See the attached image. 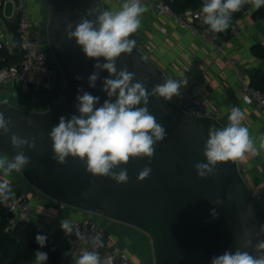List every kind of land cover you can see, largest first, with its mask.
Wrapping results in <instances>:
<instances>
[{"label":"water","instance_id":"95a60500","mask_svg":"<svg viewBox=\"0 0 264 264\" xmlns=\"http://www.w3.org/2000/svg\"><path fill=\"white\" fill-rule=\"evenodd\" d=\"M92 7L106 10L107 5L104 0H47L43 44L55 59L60 73L56 84H61L60 93L49 96L53 104L42 109L25 108L16 101L0 98V111L13 121L8 136L0 134V156L11 158L16 154L9 140L12 133L36 137L34 150L23 149L31 163L22 172L11 175L12 187L33 190L47 206L65 205L145 233L151 239V264H211L214 256L236 250L243 241L242 232L247 233L254 248L264 235V207L241 174L239 161L218 165V175L203 180L194 170L195 163L206 162L203 149L209 127L226 126L216 118L195 116L184 112L173 100L150 97L149 111L165 128L167 136L156 145L149 165L151 176L143 182H137L136 177L148 164L146 158L130 160L123 166L130 178L126 184L92 177L78 159L69 157L64 165L52 159L48 133L61 116L79 114L75 107L77 89L82 87L99 96L97 107L108 99L102 91V81L109 73L101 71L96 87H89L88 76L96 61L86 58L75 40L69 41L65 33L69 22H78ZM116 66L118 71L127 67L136 74L137 81L147 79L149 92L154 85L170 78L137 44L130 55L122 54L117 59ZM77 75L83 79H75ZM28 121L32 122L31 127ZM83 192L88 193L86 198L81 195ZM229 195L232 200L227 199ZM217 198L224 201L222 206L211 203ZM213 208L218 213L216 218L211 215ZM253 248L247 249L250 254Z\"/></svg>","mask_w":264,"mask_h":264},{"label":"clouds","instance_id":"9594fccd","mask_svg":"<svg viewBox=\"0 0 264 264\" xmlns=\"http://www.w3.org/2000/svg\"><path fill=\"white\" fill-rule=\"evenodd\" d=\"M245 5L259 10L264 7V0H204L201 5L203 23L215 33L225 32L231 25L233 14L240 12ZM147 11L141 0H123L119 9L98 10L92 7L78 22L66 25L67 39H74L86 58L96 61L94 71L88 76L89 87H96L101 71L109 73V77L102 81V91L108 99L97 107L99 96L84 91L82 87L77 89L75 107L79 114H73L70 118L61 116L59 123L48 133L52 141V159L56 163L64 165L69 157L75 158L92 177L109 178L116 184H126L130 178L127 168L123 166L128 165L130 160L146 158L148 164L139 171L136 179L137 182H143L151 176L152 168L149 165L154 158L156 145L166 138L167 132L149 111V99L156 97L172 101L174 97L180 96L181 88L188 81L184 76L179 79L168 78L164 83L154 85L149 92L147 79L135 80L136 74L127 67L118 71L116 61L122 54L130 55L135 49L136 40L131 37L140 29L141 16ZM101 58L104 62H101ZM75 79L81 80L83 77L77 75ZM243 118V112L233 107L226 126L209 127L203 149L206 162L194 164L199 179L217 176L218 165L244 162L247 153L258 152L249 129L242 123ZM31 124L28 121L29 127ZM12 126V118H6L4 112L0 111V134L8 136ZM9 140L16 154L11 158L0 156V199L4 200L12 195L9 177L22 172L31 163V158L23 149L36 148V137L12 133ZM259 149H264V136L260 137ZM81 195L86 198L88 193L83 192ZM227 199L233 198L229 195ZM211 203L222 206L224 201L217 198ZM211 215L213 218L218 216L215 208L211 210ZM61 228L66 234H72L68 220L61 222ZM241 237L243 241L238 243L234 252L225 251L222 255L214 256L211 264H264V240L258 241L253 248L247 233L242 232ZM35 240L41 248L46 246L45 235L38 234ZM86 244H90V248H85L79 255L70 254L74 264H112L110 258L102 259L98 251L103 247L100 234L87 238ZM249 248H253V254L247 250ZM47 259L46 252L35 251L36 264H45Z\"/></svg>","mask_w":264,"mask_h":264},{"label":"crops","instance_id":"0c3cea01","mask_svg":"<svg viewBox=\"0 0 264 264\" xmlns=\"http://www.w3.org/2000/svg\"><path fill=\"white\" fill-rule=\"evenodd\" d=\"M28 2L30 14L33 17H41L35 10L32 9V13L30 10V7L34 6L36 9L39 5L34 4V0H28ZM3 5L1 4V9ZM144 6L148 8V11L142 14L141 27L131 38L136 40L140 48L147 51V54L166 71L170 78L179 79L184 76L187 79L188 83L181 88L182 91L197 88L202 100L222 113L221 121L225 125L228 124V115L233 107H238L243 112L242 123L249 129L260 153L256 158L246 155L243 162L247 166L246 181L252 190L264 188V149H259L260 137L264 136V115L254 105L242 99L236 70L229 61V58H235L250 80L253 70L264 69V61L252 53V47L255 44H264V18H254L256 10L251 7L238 20L237 33L233 34L229 40L220 38L225 47V52L220 53L191 31L179 27L171 19L158 16L151 6ZM3 17L4 29L0 27V41H3L1 39L9 32L11 39L6 43L11 49L13 34L9 31L6 20L12 19V16L8 17L3 13ZM162 28H166V32H162ZM204 78L206 81H203ZM12 94L21 98L24 105L33 100L36 102L34 107L38 109L43 108V105L39 103L49 98L47 94L36 95L21 85H14L12 89L3 88L0 91V98ZM9 179L12 188L11 198L21 191L12 187L13 177ZM35 197L38 203L31 201L33 209L30 221L41 230L52 233L64 247H70L72 235L62 230L61 222L68 220L72 225V222L80 218L83 213L68 208L62 209L57 205L47 206L42 204L40 198ZM262 205L264 207V199ZM261 240H264V235ZM24 264H36V261Z\"/></svg>","mask_w":264,"mask_h":264},{"label":"built area","instance_id":"2783aa9c","mask_svg":"<svg viewBox=\"0 0 264 264\" xmlns=\"http://www.w3.org/2000/svg\"><path fill=\"white\" fill-rule=\"evenodd\" d=\"M9 1L14 4L15 17L13 20L18 24L17 31L25 57L20 64L6 65V59L1 51L5 46H8V43L0 41V91L9 85H21L36 95L50 94L56 86L58 67L53 56L45 51V45L43 44V29L48 22V14H46V17H33L28 9V0H22V4H19L18 0ZM108 1L104 0L106 5H108ZM112 1L118 6L123 3V0ZM141 3L154 8L158 16L169 18L179 27L191 31L195 36L214 48L216 52H225L224 44L221 42L219 35L203 23L201 8L188 9L180 14L174 11L166 0H141ZM161 31L166 32V28H162ZM235 33H237L236 28L232 31V34ZM143 51L147 54L146 50ZM229 61L236 70L242 99L246 103L254 105L264 115V92L251 84L249 76L239 67L235 58H229ZM203 81H206V79L204 78ZM180 92V96L174 97L173 102L184 112L199 117H213L221 121L222 113L204 102L197 88L186 91L180 90ZM259 154L257 152L256 154L247 153L246 155L256 158ZM239 170L246 177L247 166L245 163L239 162ZM253 191L256 200L262 203L264 188ZM61 208H66V206L61 205ZM0 209H5L7 214L5 230L11 231L18 221L30 220L33 205L30 195L25 191H21L7 200L0 199ZM99 218V216L95 218L82 215L80 218L75 219L71 225L72 243L70 247H64L54 238L52 233H48L50 238H54L56 247L65 258V264H74L70 254L79 255L85 248H90V244H86V240L96 234L103 237V247L98 249L102 259L108 257L111 259L112 264H135L119 247L112 245L108 239L107 230L100 223ZM66 253H69V255H66Z\"/></svg>","mask_w":264,"mask_h":264},{"label":"trees","instance_id":"16d2710c","mask_svg":"<svg viewBox=\"0 0 264 264\" xmlns=\"http://www.w3.org/2000/svg\"><path fill=\"white\" fill-rule=\"evenodd\" d=\"M22 4V0H18ZM177 13H184L188 9H199L204 0H166ZM251 9L250 5L232 16L229 29L217 33L223 40L232 37V31L237 26L238 20ZM254 18H264V7L254 12ZM9 31L13 34L11 49L7 46L1 51L5 57L6 65L20 64L24 60V52L20 45L18 24L15 20H6ZM252 53L264 61V44L257 43L252 47ZM251 84L264 92V69L257 68L251 73ZM7 214L5 209H0V264H24L35 260V251L39 250L48 254L45 264H65V258L55 245L54 238L48 236V232L41 230L32 221H18L11 231H6ZM47 237L46 246L41 248L35 240L36 235Z\"/></svg>","mask_w":264,"mask_h":264},{"label":"flooded vegetation","instance_id":"af4514ba","mask_svg":"<svg viewBox=\"0 0 264 264\" xmlns=\"http://www.w3.org/2000/svg\"><path fill=\"white\" fill-rule=\"evenodd\" d=\"M118 7L112 0L108 1V5ZM47 0H40L38 8L30 7L31 13L33 11L39 13L42 17L47 14L46 12ZM59 85L56 84L54 89L50 92H58ZM47 98L43 101V105H47ZM110 238L116 243L123 252H125L131 261L135 264H151L153 261V251L151 245V239L145 233L127 225L116 224L113 222L108 223Z\"/></svg>","mask_w":264,"mask_h":264},{"label":"rangeland","instance_id":"374dc122","mask_svg":"<svg viewBox=\"0 0 264 264\" xmlns=\"http://www.w3.org/2000/svg\"><path fill=\"white\" fill-rule=\"evenodd\" d=\"M1 4H4L3 5V11H2V9H1ZM34 4H37V5H39L40 4V0H34ZM37 8V7H36ZM106 9H119L118 7H115V6H113V5H107V7H106ZM3 13L6 15V16H8V17H10V16H12L11 18L13 19L15 16H14V5H13V2H11V1H9V0H0V22H2L1 24H0V27L2 28V29H4V17H3ZM2 17V18H1ZM39 17V16H38ZM43 17H46V15H44ZM43 32H44V29H43ZM10 33L9 32H7L6 33V35L1 39V40H3L4 42H7V41H10ZM47 52V51H46ZM59 77H60V73H59V71H58V75H57V79H59ZM8 88H10V89H12L13 88V85H9V86H7ZM59 87H61V84H60V86ZM60 93V89H59V91L56 93V92H53V93H51V96H56L57 94H59ZM47 96L49 97L50 95H49V93L47 94ZM2 98H5V99H7V100H13V101H16L17 103H18V105L19 106H21V107H25V108H27V107H33V108H36L37 109V107H34V106H36V102H34L33 100H31V101H29L28 103H27V105H24V102L22 101V99L21 98H19V97H16L15 96V94H12V95H10V96H4V97H2ZM50 99H51V97H49ZM40 105H43V102H40L39 103ZM50 104H53L52 103V101L51 100H48V103H47V105H50ZM44 106H46V105H43V107ZM25 192H27L29 195H30V198H31V201L33 200V202L35 203V204H37L38 203V199L35 197V195H34V192H33V190H31V189H28V190H25ZM83 215H85L84 213H83ZM88 216H93V217H97L98 218V216H96V215H88ZM99 220H100V223L105 227V229L107 230V233L109 232V228H108V223H109V221H107L106 219H103V218H99ZM108 239L110 240V242L112 243V245H114V246H117L116 245V243L115 242H113L112 240H111V238H110V235L108 234Z\"/></svg>","mask_w":264,"mask_h":264}]
</instances>
